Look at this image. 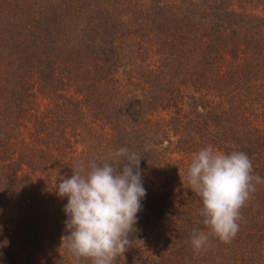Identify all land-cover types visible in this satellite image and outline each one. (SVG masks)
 Returning <instances> with one entry per match:
<instances>
[{"label":"trees","instance_id":"obj_1","mask_svg":"<svg viewBox=\"0 0 264 264\" xmlns=\"http://www.w3.org/2000/svg\"><path fill=\"white\" fill-rule=\"evenodd\" d=\"M207 145L264 178V0H0V264H75L55 187L121 147L147 194L114 264H264V184L230 244L193 250Z\"/></svg>","mask_w":264,"mask_h":264},{"label":"clouds","instance_id":"obj_2","mask_svg":"<svg viewBox=\"0 0 264 264\" xmlns=\"http://www.w3.org/2000/svg\"><path fill=\"white\" fill-rule=\"evenodd\" d=\"M142 157L127 147L108 154L100 162L80 159L70 178L55 187L67 198L63 211L65 231L61 248L75 264H114L132 246L130 234L138 222L142 200L147 194L140 169ZM182 179V178H181ZM189 189L202 200L200 215L208 231L193 230L190 242L195 252L216 238L230 244L240 230L241 210L264 184L253 173L247 153H229L207 145L194 153L187 167Z\"/></svg>","mask_w":264,"mask_h":264},{"label":"rangeland","instance_id":"obj_3","mask_svg":"<svg viewBox=\"0 0 264 264\" xmlns=\"http://www.w3.org/2000/svg\"><path fill=\"white\" fill-rule=\"evenodd\" d=\"M168 183H167V181H166V179L164 177L163 178H157L154 181V184H155L154 185V189L155 190H162L164 187H167L168 186ZM170 186H172V184L169 185L168 187H170Z\"/></svg>","mask_w":264,"mask_h":264}]
</instances>
